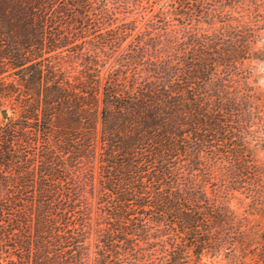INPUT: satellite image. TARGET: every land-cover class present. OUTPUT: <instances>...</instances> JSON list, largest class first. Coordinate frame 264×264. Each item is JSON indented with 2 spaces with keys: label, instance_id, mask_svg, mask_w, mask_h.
Segmentation results:
<instances>
[{
  "label": "trees",
  "instance_id": "1",
  "mask_svg": "<svg viewBox=\"0 0 264 264\" xmlns=\"http://www.w3.org/2000/svg\"><path fill=\"white\" fill-rule=\"evenodd\" d=\"M262 60L264 0H0V264H264Z\"/></svg>",
  "mask_w": 264,
  "mask_h": 264
},
{
  "label": "rangeland",
  "instance_id": "2",
  "mask_svg": "<svg viewBox=\"0 0 264 264\" xmlns=\"http://www.w3.org/2000/svg\"><path fill=\"white\" fill-rule=\"evenodd\" d=\"M252 66V77L249 82L257 90L264 92V60L253 62ZM261 139H263V137H261ZM262 141L258 139L255 143L259 149L257 157L260 161L264 160V142ZM235 197V199L229 201L231 210L238 215H253L250 216L252 219L260 221L264 225V204L262 205L260 202L254 204L250 199H245L244 196L238 193L235 194ZM202 261L208 263L206 258H203Z\"/></svg>",
  "mask_w": 264,
  "mask_h": 264
},
{
  "label": "water",
  "instance_id": "3",
  "mask_svg": "<svg viewBox=\"0 0 264 264\" xmlns=\"http://www.w3.org/2000/svg\"><path fill=\"white\" fill-rule=\"evenodd\" d=\"M0 116L2 119H5L7 117L6 111H1Z\"/></svg>",
  "mask_w": 264,
  "mask_h": 264
}]
</instances>
